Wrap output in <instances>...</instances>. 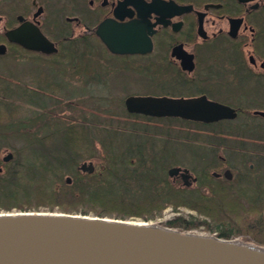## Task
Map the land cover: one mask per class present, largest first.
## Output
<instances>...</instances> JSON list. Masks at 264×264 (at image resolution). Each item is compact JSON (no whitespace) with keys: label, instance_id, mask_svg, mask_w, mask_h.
<instances>
[{"label":"flooded vegetation","instance_id":"obj_1","mask_svg":"<svg viewBox=\"0 0 264 264\" xmlns=\"http://www.w3.org/2000/svg\"><path fill=\"white\" fill-rule=\"evenodd\" d=\"M23 24L30 30L38 29L56 50L47 53L28 49L8 36L9 31ZM129 48L132 50L121 53L113 50ZM96 52L99 55L93 57ZM85 53L98 66L96 71L95 66H88L92 71L89 81L102 82L106 92L124 90L120 106L114 107L119 113L166 124L225 125L215 130L216 135L231 130V136L244 141L241 146H246V159L264 158V0H0V57L25 54L61 65ZM133 86L150 89L132 90ZM98 95L102 98L104 94ZM129 96L204 97L234 108L236 114L209 122L174 115L155 117L129 110ZM118 140L123 151L139 146L137 140ZM23 141L20 147L6 144L0 149V193L16 191L23 181L33 177L55 176L54 169L69 160L59 154L76 148L67 137ZM47 141H51V147ZM170 142L169 147L174 143ZM150 149L154 169V145ZM134 158L132 162L137 160ZM226 160L220 156L219 161ZM172 167L179 168L169 176L174 184L190 188L199 184L200 175L190 168L177 164ZM77 169L80 176H85L96 166L88 160L78 164ZM185 169L188 177L183 174ZM228 169H213L208 177L231 180L233 173L232 178L226 177ZM65 182L74 184L71 177Z\"/></svg>","mask_w":264,"mask_h":264},{"label":"rangeland","instance_id":"obj_2","mask_svg":"<svg viewBox=\"0 0 264 264\" xmlns=\"http://www.w3.org/2000/svg\"><path fill=\"white\" fill-rule=\"evenodd\" d=\"M87 54L80 55L75 58V61L65 60L61 65H54L44 59H36L35 56L25 54L0 57V139L7 140H0V144H2L0 149L5 148L6 144L14 147L22 146L23 140L31 138L68 137L69 135L71 137L68 138L76 147L58 153L62 158L69 160L60 163L62 167L59 173H53L55 176H49L46 179L42 176L43 184L39 182L40 179L33 177L36 180L23 181L22 186H18L16 191L11 192L13 195L11 198L17 204L33 207L30 210L45 211H50L44 208L52 205L55 206L54 211H61L59 208L68 203L64 200L61 202V199L58 202H55L57 199L49 201L50 197L55 194L62 196L69 192L79 195L86 190L78 188L84 181L78 177L80 176L77 169L78 164L92 160L96 169L101 170L105 160H108L106 153L109 147H106L107 145L112 144L115 148L118 146L117 142L120 141L118 139L126 140L125 142L137 140L139 147L145 146L149 152L154 145V157H158L160 154L163 166L157 167L159 162L154 160V169L163 170L170 181L172 179L169 177L171 175H168L167 169L174 164L184 165L186 168H190L193 174H199V184L197 186L194 184L189 189L209 192L213 182L205 181L210 180L208 173L213 169L223 172L226 168H230L234 176L232 179L235 178L233 187L230 189L231 187L226 185L225 194L221 195H223L225 204L229 206V210L233 207L237 209L226 210L229 212L225 216L228 218L231 216L235 220L240 219L244 222L247 219L253 221L260 218L264 223V158L261 159L262 161H255L256 159L254 160L252 156L246 159L245 154L248 153L245 152L246 146H241L243 140L231 136L228 132L216 135L215 130L223 129L225 125L222 127L219 125V128L215 125L204 127L177 121L166 124V121L136 119L119 113L114 107L115 105L120 106L125 95L124 90H115L114 88L106 92L102 82L89 81L92 71L88 70V66L90 68L95 66L94 71L97 70V61L93 57H97L99 54L96 52L93 57ZM121 79L126 80L124 77ZM55 80L59 85L55 84ZM127 81L131 82V80ZM94 85L96 87L91 88ZM134 88L136 90L150 89L131 87L132 90ZM98 94L104 95L102 98H98ZM168 140H171L170 143L174 142L171 147L167 145ZM218 141L223 144L219 143L220 145H218ZM47 142L48 147H51V141ZM134 149L135 147L130 148V150ZM18 155H20L19 152ZM220 156H225L227 160L219 161ZM241 156L245 159H242ZM217 161L219 162L217 163ZM215 163H217L216 167L212 168L211 166ZM250 164L255 166L251 168ZM37 170L40 171V169ZM158 171L156 170V172ZM66 177L73 179L75 187L72 184H69L72 187H67ZM212 179L216 180L214 181L216 186L224 187L222 184L225 178L212 177ZM143 187L145 189L147 185L145 184ZM144 189L134 187L123 191V193L126 198H142L143 200L139 202L144 204V197L141 196L145 192ZM258 189H261L260 193L256 192ZM232 191L237 192L234 194ZM38 195L49 197L44 200L38 198ZM206 205L217 208L214 202ZM67 206L74 209H88L91 211L87 214H94L92 212L93 205L89 202L76 199L75 201L71 200ZM34 207L37 208L34 209ZM202 208H205L202 203L198 204V207L182 205L178 209H175L171 203H165V207L156 218L144 220L142 217L133 216L128 219L166 226L163 221L174 218L180 213H183L187 218L190 215L198 216L200 219L206 218L207 216H204L203 213L208 209ZM219 208L218 206L216 209L218 211L215 212L217 215L223 214ZM12 209L21 210L14 207ZM4 210L6 209H0V211ZM199 210L204 211L200 213ZM211 214L215 215L214 212ZM204 229L201 227L193 231H185L209 233ZM243 233L245 236L253 238L255 232L246 233L243 231ZM259 236L262 237V235ZM236 239L242 240L240 237ZM254 244L264 247V243Z\"/></svg>","mask_w":264,"mask_h":264},{"label":"water","instance_id":"obj_3","mask_svg":"<svg viewBox=\"0 0 264 264\" xmlns=\"http://www.w3.org/2000/svg\"><path fill=\"white\" fill-rule=\"evenodd\" d=\"M8 36L28 49L56 50L38 29L24 24ZM126 103L131 111L155 117L174 115L209 122L236 114L234 108L204 97L129 96ZM178 170L169 168V174ZM187 173L185 169V177ZM226 177L232 178L230 169ZM0 264H264V247L147 221L12 209L0 211Z\"/></svg>","mask_w":264,"mask_h":264},{"label":"trees","instance_id":"obj_4","mask_svg":"<svg viewBox=\"0 0 264 264\" xmlns=\"http://www.w3.org/2000/svg\"><path fill=\"white\" fill-rule=\"evenodd\" d=\"M225 132L230 134L232 131L226 130ZM69 136L71 137V135ZM106 147H109L106 153L108 160H105L103 169H96L88 175L78 176L81 180H84L81 183L82 186L78 188L86 189L85 192L82 191V194L79 195H74V192L65 193V195L63 194L62 196L55 194L53 197H50L49 201H51V199H57L55 202H58L60 201L59 199H61V202L64 200V202L69 204L71 200L75 201L78 199L93 205L94 209H92V212L94 215L111 216L117 217L118 219H128L133 216H139L144 220L156 218L160 215V212H162L161 210L165 207V203H171L175 209H178L179 206L182 205L187 207H198V204L202 203L205 207L202 209L208 210H199L198 212L202 213L204 211L203 214L204 216L206 215L208 219H206L207 217L200 219L198 216L194 215H190L187 218L183 213H180L174 218H169L163 222L166 226L178 228L183 231H193L194 229L204 227V230L219 237L229 239L240 237V239L247 242L264 243V223L260 218L253 221L247 219L244 222L240 219V221L235 220L233 217L231 218V216L230 218L225 216L229 211L237 209L233 207L229 210V206L225 204L223 195H221L222 193L225 194L224 189H226V185L232 189L235 178L223 180L222 185L224 187L216 186L214 182L216 180L210 178V182L213 183H211L209 192H203L199 189H189V187H181L171 182L167 174H164L163 170L157 168L153 169L150 161L151 159H149L150 153L146 151L145 147L141 148L136 146L134 150H130V148L126 147V151H123L120 146H116L115 149L112 144ZM134 157H136L137 161L132 162L130 159ZM161 158L162 156L160 154L158 157L155 156L153 158L159 162V166L157 167H163ZM61 167V165H59V167L57 166L54 169L55 173H59ZM156 170L161 171H158L159 175ZM149 173L152 177L149 176ZM43 177L46 179L49 176ZM36 179H40L39 182L43 184L41 177H37ZM145 184L147 187L144 189L143 186ZM67 187H72V185L68 184ZM134 187L144 189V195H141L144 197V204H140L139 202L143 200L142 198L138 199L137 197L133 198L135 199L133 200L126 198L123 193V191H128V189ZM260 191L261 189H258L256 192L260 193ZM236 192L237 191H232L234 194H236ZM12 196L11 192L0 193V209L11 210L14 207L21 210H30V208H33L31 206L17 204L14 199L11 198ZM48 197L38 195V198L44 200L48 199ZM212 202L216 203L215 206H217V208L218 206L220 207L219 209H221V213L223 214L217 215V213H215L218 211L216 210L217 208L215 209L210 205H206ZM68 204L65 206L62 205L63 207L59 209L63 212H80L86 215L91 211L88 209H74L71 206H67ZM36 208L37 207H34V209ZM44 209L54 211L55 206L48 205ZM226 210L229 211L227 212ZM211 212H214L215 215H212ZM219 216L221 218H218ZM243 231L246 233L250 231L255 232L253 233L254 237L245 236ZM259 235H262V237Z\"/></svg>","mask_w":264,"mask_h":264}]
</instances>
